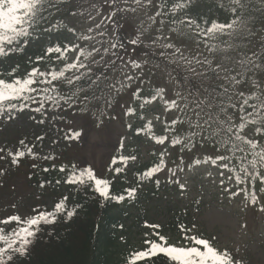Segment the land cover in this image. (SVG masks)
<instances>
[{
  "label": "trees",
  "instance_id": "trees-1",
  "mask_svg": "<svg viewBox=\"0 0 264 264\" xmlns=\"http://www.w3.org/2000/svg\"><path fill=\"white\" fill-rule=\"evenodd\" d=\"M155 1L176 32L183 30L187 39L210 45L207 55L193 61L190 75L184 73L182 62H170L165 50L141 41L136 28L111 1L116 31L110 52L93 67L67 78L66 48L51 30L57 14L73 10L67 9L70 1L0 0V114L23 116L34 103V107L60 111L64 117L85 112L96 98L109 95L113 72L134 50L135 56L154 68L167 66L179 87L182 103L171 132L173 139L182 140L181 149L216 153L246 185L247 197L264 199V132L246 134L242 125L252 116L264 128V100L260 95L252 97L240 109L220 79L221 63L211 57L214 45L226 50L232 46L215 40L238 35L237 27L254 18L264 23V12L254 0H232L229 5L191 0L187 6L182 0ZM225 31L229 32L226 36L217 33ZM253 47V59L264 74V39ZM30 118L31 131L26 136L37 148L56 141L54 126L42 119L43 113L38 125L33 124L35 114ZM40 130L43 134L37 136ZM22 140L25 147L11 153L12 164L26 155L39 158L25 172L27 187L33 188L31 195L39 200L31 204L34 217L30 220L18 212L8 213L6 220L0 218V264H233L228 252L210 240L204 242V237L184 233L181 239L173 238L171 222L169 228L154 231L142 246L130 243L124 231V207L139 204L144 196L139 189L154 174L148 172L149 163L138 164L133 171L136 180L129 179L125 166L116 165L111 173H103L74 162L52 161L45 152L42 160L41 152ZM0 184L4 187L2 180ZM46 197L53 200V209L47 208ZM176 220L186 230L184 218Z\"/></svg>",
  "mask_w": 264,
  "mask_h": 264
},
{
  "label": "rangeland",
  "instance_id": "rangeland-1",
  "mask_svg": "<svg viewBox=\"0 0 264 264\" xmlns=\"http://www.w3.org/2000/svg\"><path fill=\"white\" fill-rule=\"evenodd\" d=\"M104 1H73L76 13L66 18L59 34L67 39L70 49L68 74L98 62L110 48L113 21L109 20V7ZM114 1L127 10L124 13L140 33L142 41L165 50L170 62L181 60L185 66L193 65L195 59L210 52L209 43L196 41L197 38L191 41L183 36V30L176 32L154 0ZM217 1H222V5L232 3V0ZM254 1L264 12V0ZM190 2L180 1L183 6ZM253 22L243 24L239 28L243 34L229 40L233 49L212 47L211 57L214 55L222 63L223 80L229 86L234 83L241 105L248 97L264 92V79L254 70L250 57L251 45L262 38L264 23ZM159 69L143 58L128 57L119 72L113 74L107 98H96L88 110L80 114L75 111L64 117L62 112L58 115L47 113L55 125L56 141L44 146L42 143V156L43 152L51 151L48 159L52 161L89 164L104 171L117 160L127 161L126 172L132 178L134 167L149 161L155 153L157 159L154 161L159 164L152 170H157L156 175L140 187L139 193L144 195L140 203L124 208L122 221L130 243L142 246L156 229L169 228L168 222L174 224L173 237L180 238L184 231L176 219L183 217L187 223L186 233L209 238L219 249L229 250L238 264H264V201L252 203L246 199L242 184L227 169L205 161L208 154L196 152L186 163H181L185 159L183 155L174 158L170 141L172 115L178 109L175 102L177 100L180 105L182 95L169 68ZM139 107L145 124L136 121L135 110ZM0 125L4 129V134L0 135L9 141L11 149H22V145H14L11 140H18L24 133L13 131L21 128L29 133V120ZM13 125L19 128L12 129ZM246 125L251 127L250 123ZM5 146L0 140V169L14 166L15 171L4 175L7 187L4 191L0 187V210L4 207L2 214L5 216L17 210L23 216L32 217L30 205L39 199L30 195L33 188L27 187L25 172L28 164L35 161V156L19 158L11 165L13 156L5 153ZM192 161L196 163L190 167ZM155 182L158 188L153 187ZM45 199L47 208L52 209L51 197Z\"/></svg>",
  "mask_w": 264,
  "mask_h": 264
}]
</instances>
